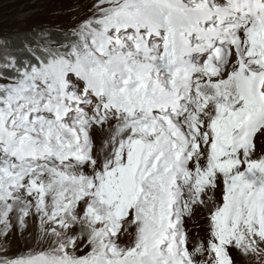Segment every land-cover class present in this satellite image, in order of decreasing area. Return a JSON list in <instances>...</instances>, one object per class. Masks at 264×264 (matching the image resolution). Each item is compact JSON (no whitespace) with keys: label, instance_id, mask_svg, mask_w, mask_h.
Segmentation results:
<instances>
[{"label":"snow or ice","instance_id":"snow-or-ice-1","mask_svg":"<svg viewBox=\"0 0 264 264\" xmlns=\"http://www.w3.org/2000/svg\"><path fill=\"white\" fill-rule=\"evenodd\" d=\"M0 264H264V0H0Z\"/></svg>","mask_w":264,"mask_h":264}]
</instances>
